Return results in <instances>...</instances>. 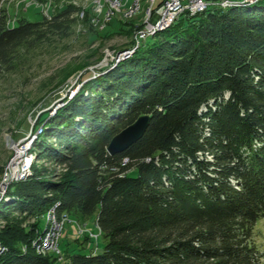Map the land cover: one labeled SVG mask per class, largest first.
Here are the masks:
<instances>
[{
  "label": "trees",
  "instance_id": "16d2710c",
  "mask_svg": "<svg viewBox=\"0 0 264 264\" xmlns=\"http://www.w3.org/2000/svg\"><path fill=\"white\" fill-rule=\"evenodd\" d=\"M35 1L47 10L30 21L0 0V78L37 49L93 29L95 15L80 2ZM251 5L181 14L92 76L86 68L101 59L102 40L131 38L127 20L59 69L48 92L77 71L80 86L37 119L28 149L37 163L0 199V264H58L31 246L51 207L57 218L94 217L102 242L98 251L64 249L67 264H260L264 6ZM140 116L143 134L109 155V140Z\"/></svg>",
  "mask_w": 264,
  "mask_h": 264
},
{
  "label": "rangeland",
  "instance_id": "374dc122",
  "mask_svg": "<svg viewBox=\"0 0 264 264\" xmlns=\"http://www.w3.org/2000/svg\"><path fill=\"white\" fill-rule=\"evenodd\" d=\"M74 1L80 2L83 9H90V12L95 15L93 18L98 19V22L94 24L91 22L93 29L90 32L79 29L68 39L55 42L54 46L37 49L28 56V61L21 66L19 71L6 74L0 78V182L6 168L8 175H12L14 172L10 167V160L15 152L21 154V160L18 161V164H26L28 170L32 164L37 163L32 154H25L30 148L32 135L38 129L36 126L37 119L45 115L44 113L50 112L49 110L60 104L61 101L64 102L65 97L72 96L77 91L80 86L77 80L80 71L74 72L63 84L51 92L47 91V82L52 81V78L63 66L79 59H85L86 49L95 48L99 43L97 34L110 32V28L117 30L122 22L128 20L123 18L120 13H114L110 19L111 22L109 20V23H103L102 15L105 8L108 7L107 3L103 5V0H100V4L103 6L101 12L96 15L95 0ZM158 1L156 0L155 3L157 4ZM129 3L131 4V0ZM3 6H7L11 15L23 16L30 21L39 19L40 12L45 14L47 10V6H39L35 0H4ZM140 6L141 8L145 6L143 1L140 2ZM251 6H264V0ZM80 12L83 14V11H79L77 14L79 18ZM128 42L129 38L123 34H115L102 40L100 47L103 53L102 58L106 55V61H108L113 55V51H120L127 46ZM89 43L91 44L88 46ZM90 69L92 67H88V70ZM43 164L48 166L45 162ZM49 167L53 170L54 177H58L62 173L61 168ZM134 174V172L129 173L130 176H134ZM5 188L6 186L1 188L0 199ZM30 223L31 221L26 225H30ZM94 223V217L80 222L65 215L63 223H59L54 234L45 239L44 255L52 253L56 255L58 264H67L66 259L62 256L64 249L68 252L83 246L90 248L91 251H98L102 242ZM2 226L3 222L0 221V227ZM49 227L44 214L39 222V228L42 230L33 237L31 242L38 238L44 240V235ZM254 242L261 256L260 264H264V219L258 220L255 224ZM33 250L38 253L37 248L34 247Z\"/></svg>",
  "mask_w": 264,
  "mask_h": 264
},
{
  "label": "built area",
  "instance_id": "2783aa9c",
  "mask_svg": "<svg viewBox=\"0 0 264 264\" xmlns=\"http://www.w3.org/2000/svg\"><path fill=\"white\" fill-rule=\"evenodd\" d=\"M129 1L130 0H103V5L106 3L108 5L102 15L103 23L108 22L113 17L114 13H120L123 18L128 19L133 23V37L136 44L128 51V54H126L124 58H127L129 55H131L140 42L144 41L147 37L153 35L155 32L169 26L181 14L194 15L195 13L202 12L205 9L212 7L225 9L244 4L249 5L257 0H159L157 4L155 3L156 0H131V4ZM141 1H143L145 4L143 8L140 6ZM95 4V12L97 15L101 12L103 5L100 4V0H95ZM81 16L82 13L80 12V17ZM91 22L94 24L95 22H98V19L92 18ZM39 129L40 128L38 126L35 134L39 132ZM35 134L32 135V138L35 136ZM23 148L26 149V147ZM14 154L10 160V167L14 172L12 171V175H8L7 168L4 170L3 177L0 182L2 189L10 182L23 179L29 174L26 164H18V161L21 160L20 152H18L19 158L14 161L16 163H13ZM25 154L31 155L29 152ZM14 173L17 174L13 175ZM64 217L65 215H61L59 218H57L53 207L49 208L45 212L46 223L50 227L44 235V240L38 238L31 242V246L33 248H37V254L44 255V250L46 249L45 239L51 237L50 235L54 234V230L57 228L59 223H63ZM2 250L3 246L0 244V253Z\"/></svg>",
  "mask_w": 264,
  "mask_h": 264
},
{
  "label": "water",
  "instance_id": "95a60500",
  "mask_svg": "<svg viewBox=\"0 0 264 264\" xmlns=\"http://www.w3.org/2000/svg\"><path fill=\"white\" fill-rule=\"evenodd\" d=\"M260 1H263V0H257L254 3H258ZM133 35H134V29H133V23H132V35H131V38L129 39L127 46H125L123 49H120V51H113V55L110 57L108 61H106V55H104V57L103 58L101 57V59L97 63H95L94 65L88 66L89 68L92 67V69L89 70L92 73V76L96 75L100 69L110 68L118 61L124 59L125 55L128 54V51L136 44ZM102 56H103V53H102ZM88 67L86 68L87 70H88ZM81 72L82 71H80V74ZM77 80H78V84H80L79 77ZM70 96L71 95L67 96V98L65 97V99L70 98ZM63 103L64 102L61 101L60 104H57L56 106L52 107V109L49 110L50 112L48 113L52 114ZM147 122H148L147 116H140L133 123L129 124L122 130H120L118 133H116L109 140L107 144V147H106L107 153L109 155H112V154L121 152L124 149H126L129 145L135 142L143 134L146 128ZM1 190L2 189L0 185V193H1Z\"/></svg>",
  "mask_w": 264,
  "mask_h": 264
},
{
  "label": "bare ground",
  "instance_id": "6f19581e",
  "mask_svg": "<svg viewBox=\"0 0 264 264\" xmlns=\"http://www.w3.org/2000/svg\"><path fill=\"white\" fill-rule=\"evenodd\" d=\"M55 97V96H54ZM56 98V97H55ZM19 158V156H18V152H16L15 154H14V157H13V163H16V162H14L15 160H17Z\"/></svg>",
  "mask_w": 264,
  "mask_h": 264
}]
</instances>
